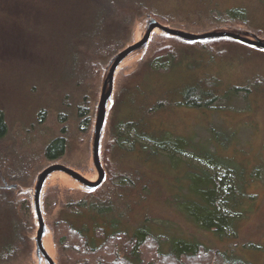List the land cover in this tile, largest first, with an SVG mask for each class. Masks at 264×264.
Instances as JSON below:
<instances>
[{
	"label": "rangeland",
	"instance_id": "obj_1",
	"mask_svg": "<svg viewBox=\"0 0 264 264\" xmlns=\"http://www.w3.org/2000/svg\"><path fill=\"white\" fill-rule=\"evenodd\" d=\"M196 1L198 0H152V4L168 13L173 10V15L169 16L172 22L168 23L153 15L151 9L132 11V8V19L126 32L128 42L120 51L142 40L149 21L153 19L174 29L186 31L185 28H188L187 31L197 34L228 30L253 34L264 39V0H205L197 7ZM234 5L251 8L254 15L258 17V27L252 28L239 21L231 22L220 15V12L233 8ZM199 7L206 10L212 9V16L203 15L199 18V15H194ZM190 12H192L190 20L198 25L196 27L185 26L184 21ZM186 50L194 56L178 69L176 68L173 73L167 71L164 75L162 73L149 74L147 67L150 59L155 55L166 54L167 51L177 55ZM112 59L113 57L109 59L100 57L96 66H93L92 73L84 81L83 89H75V92L70 87L57 92L54 85H51L54 82L53 77L51 76L52 81H50L49 74L40 69L38 71L33 67L32 62L25 67L20 65L22 62L19 60L0 63V109L4 111L8 122L7 137L0 141V197L2 195L11 196L13 202L17 203L14 205L18 209L22 206L23 208L28 207L34 224V231L29 235L31 246L29 252L23 257L25 261L21 264H48L45 259L40 260L36 255L35 240L39 224L35 212L34 195L39 174L45 168L57 163L74 169L89 180L96 181L99 177L93 162L94 126L98 103ZM139 72L142 76H138ZM191 72L194 75L189 78L188 75ZM260 73L264 74V51L262 49L258 51L239 42L227 40L196 45L190 41L174 39L164 35L159 29H155L146 46L125 59L115 74L113 96L108 103L107 119L101 136L100 152L106 178L100 187L89 190L68 174L60 171L51 174L44 184L41 209L47 228L43 244L56 263L69 264L67 254L72 252L69 241L62 239L59 221L67 219L73 222L82 220L91 225L93 223L88 216H82L79 219L68 213L65 206L71 201L79 203L86 198L87 202L95 201L99 196L111 192L110 197L118 203V207L125 211L126 220L130 222L128 224L130 230L140 223H148L149 228L151 227V230L160 237L161 250L164 252H168L174 238L200 240L209 250L211 249L210 252L205 253L213 257H216V253L226 251L231 253L232 258L243 262L264 264V98H260L257 93L247 95L244 90L236 94L232 91L231 95L218 99L207 108H188L182 105L169 111L164 109L166 111H163V114H157L153 120L157 126L156 129L192 137L196 144L208 146L212 151H215L213 132L232 135L233 139L230 144L218 149V153L227 160L231 158L233 165L243 167L245 192L254 196L252 201L243 202L241 210L244 211V218L237 223L236 237L233 235L220 237L214 231L199 226L188 217V211L178 206L182 189L189 187L188 180L181 179L185 167L174 168L166 158L162 161L159 155L154 156L145 167H142L152 179V181L149 180L152 192L142 194L143 199L125 192V200L120 201L122 197L119 196V191L123 189L121 186L123 180L115 175L118 169L124 171L129 168V165L127 162L123 164L114 154L115 151L114 153L110 151L112 149L110 135L113 132V125L117 123L116 118L113 120V104L121 99L122 89L130 87V82L135 77H139L138 81L151 79L153 85L163 91L164 87L161 86H165L166 83V87L174 89L182 83L192 82L196 76L201 80L205 77L206 79H220L222 83L220 88L226 91L230 87L244 86L249 75L256 76L255 74ZM68 94L70 97H66L67 102L63 105L60 101ZM83 94L87 96L88 102L90 101L89 106H91L92 120L87 129L72 112L76 103L83 98ZM57 108L63 111V115ZM62 129L67 130L68 150L64 157L49 162L45 158L44 149L50 140L62 134ZM105 153H107L106 158L103 160ZM181 158L188 160L190 164L207 168L225 183L228 180V183L224 184V191L229 195L227 191L234 185L231 172L219 165L210 166L207 161L191 153L186 152L181 155ZM133 163L138 164L134 161ZM12 185L16 187H10ZM189 193L186 192V194ZM131 199L137 200V204H132ZM0 210H2L1 204ZM76 224L81 225L78 222ZM122 227L125 229L124 225ZM89 234L95 236L94 231ZM99 235L102 236V233ZM71 239H74L73 243L76 245L80 242L75 237ZM144 249L146 251L147 247ZM152 249L155 250L148 246V250L152 251ZM158 260L160 259L155 261ZM200 261L205 264V259L201 258Z\"/></svg>",
	"mask_w": 264,
	"mask_h": 264
},
{
	"label": "trees",
	"instance_id": "obj_2",
	"mask_svg": "<svg viewBox=\"0 0 264 264\" xmlns=\"http://www.w3.org/2000/svg\"><path fill=\"white\" fill-rule=\"evenodd\" d=\"M204 1H196V7ZM132 8V11L151 9L153 15L162 21L172 22L169 16L173 15V10L168 13L152 4V0H0V63L19 60L22 62L20 65L25 67L32 62L38 71L40 69L49 74L50 81L51 76L53 77L54 82L51 85H54L57 92L66 90L67 87L72 88L74 92L75 89L81 90L99 58L113 57V61L128 42L126 32L132 19ZM211 10L199 7L194 15H199V18L203 15L211 17ZM191 15L192 12L186 17L185 26H198L190 20ZM220 15L228 21H239L252 28L258 27L259 24L258 17L248 6L234 5L233 8L220 12ZM185 29L186 32H192L187 31L188 28ZM163 34L180 39L167 33ZM224 40L239 42L224 37L190 43L197 45ZM244 46L261 50L248 44ZM193 56L189 50L177 55L167 51L166 54L151 58L147 68L150 75H164L167 71L173 73ZM193 75L191 72L188 76L190 78ZM255 75H249L244 86L230 87L226 91L221 90L220 79L205 77L201 80L196 75L192 82L182 83L174 89L166 87L167 83L165 86L162 84L164 91L157 89L151 79L138 81L139 77L130 82V87H124L121 99L113 104V120L116 118L117 123L113 125L110 135V151H115L114 154L120 161L129 165L124 171L118 169L115 175L123 180V189L119 191V196L122 197L120 201L125 200V192L137 195L139 199H143L142 194L152 192L149 184L152 179L142 167L154 156L159 155L162 161L166 158L174 168L185 167L181 179L186 178L189 187L182 189L178 206L188 211V217L220 237H236L237 223L244 218V211L241 210L243 202L252 201L254 196L245 192L243 167L233 165L231 158L227 160L218 153V149L230 144L232 135L213 132L215 151H212L208 146L196 144L192 137L156 129L153 120L157 114L182 105L188 108H207L218 99L241 90L247 95L257 93L260 98H264V74ZM138 76L142 74L139 72ZM67 96L70 97L69 94L66 95L60 103L64 105ZM89 103L87 96L83 94V98L76 103L72 111L86 129L92 120ZM57 110L63 115L61 109ZM7 134L8 122L4 111L0 109V141L4 140ZM68 147L67 130L62 129L61 135L47 143L44 149L46 160L52 162L64 157ZM186 152L207 161L210 166L219 165L231 172L234 185L227 191L229 195L224 191L228 183L227 177L225 176V183L207 168L190 164L188 160L181 158ZM103 168L106 174L104 165ZM109 194L111 192L99 196V200L95 201L87 202V198L79 203L71 201L65 206L68 213L79 219L88 216L93 222L91 225L81 220L77 221L81 223L77 226V222L72 220L59 221L62 239L69 241L72 249V252L67 254L69 264H202L201 258L205 259V264H253L232 258L231 253L226 251L216 253V257L206 254L205 252H210L211 249L200 240L174 238L168 252H164L161 250L160 237L149 228L148 223H140L130 230L125 211L118 207V203L113 201ZM13 201L9 195L0 197V264H21L31 246L29 235L34 231L32 213L28 207L16 208V202ZM131 202L137 204V200L131 199ZM93 231L95 236L89 234ZM96 232L102 233V236ZM71 237L80 241L78 245L73 243L74 239ZM148 246L155 250H148ZM158 258L160 260L155 261Z\"/></svg>",
	"mask_w": 264,
	"mask_h": 264
},
{
	"label": "water",
	"instance_id": "obj_3",
	"mask_svg": "<svg viewBox=\"0 0 264 264\" xmlns=\"http://www.w3.org/2000/svg\"><path fill=\"white\" fill-rule=\"evenodd\" d=\"M149 25L146 29V34L144 35L143 39L131 44L129 47L123 49L118 53L115 57L114 60L111 62L110 67H109V73L104 81L103 89H102V95L98 103V112H97V119L96 123L94 126V144H93V162L95 163V167L97 169V173L99 175L98 179L96 181L89 180L82 174L76 172L74 169L70 167H66L64 165H60L55 163L54 165H51L47 168L44 169L39 174L38 181L36 183L35 187V195H34V201H35V212L37 213V219H38V224H39V229L36 234V255L38 259L42 260L45 259L48 264H57L56 261L50 256L49 252L46 250V247H44L43 244V239L46 236V224L44 222V216L43 212L41 209V194L43 192V187L46 182V180L49 178V176L55 171H60L65 173L66 175L68 174L71 176L73 179L76 181L80 182L82 185L87 187L89 190L91 189H96L99 188L100 185L102 184L103 180L106 178L103 164L101 163V136L102 132L104 130V124L107 119V110H108V103L110 99L113 96V89H114V77L117 72L118 67L120 64L128 58L133 52L138 51L140 49H143V47L146 46L150 38L152 37V34L155 29H159L163 33H167L171 36L174 37H179L180 39L187 41V42H195V41H201V40H210L212 38H229L234 41H239L244 44H248L250 46L256 47V48H261L264 49V39L258 38L255 35H249V34H242L240 32H231L228 30L224 31H212V32H202L200 34L197 33H192V32H186L181 29H174L171 28L167 25H163L159 21L153 19L149 21ZM10 187H16V185H12Z\"/></svg>",
	"mask_w": 264,
	"mask_h": 264
}]
</instances>
